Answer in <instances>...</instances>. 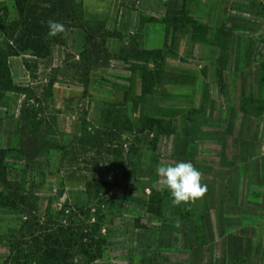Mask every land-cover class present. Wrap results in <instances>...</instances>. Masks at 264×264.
<instances>
[{
	"label": "rangeland",
	"instance_id": "374dc122",
	"mask_svg": "<svg viewBox=\"0 0 264 264\" xmlns=\"http://www.w3.org/2000/svg\"><path fill=\"white\" fill-rule=\"evenodd\" d=\"M57 18L47 55L8 58L0 264L97 219L101 256L74 264H264V0H73ZM180 161L206 192L176 205L156 169Z\"/></svg>",
	"mask_w": 264,
	"mask_h": 264
},
{
	"label": "trees",
	"instance_id": "16d2710c",
	"mask_svg": "<svg viewBox=\"0 0 264 264\" xmlns=\"http://www.w3.org/2000/svg\"><path fill=\"white\" fill-rule=\"evenodd\" d=\"M18 20L6 23L0 20V31L4 42L0 47V96L17 89L13 84L8 58L29 52L35 57L48 54L49 20L60 22V15L67 14L73 7V0H13ZM8 149H0V182L6 183L5 156ZM0 205L15 207V199L0 192ZM85 222V221H84ZM69 223L53 231L34 237L31 250H17L12 258L15 264H74V257L82 254L90 263L101 256L106 239L97 233V221L87 224Z\"/></svg>",
	"mask_w": 264,
	"mask_h": 264
},
{
	"label": "clouds",
	"instance_id": "9594fccd",
	"mask_svg": "<svg viewBox=\"0 0 264 264\" xmlns=\"http://www.w3.org/2000/svg\"><path fill=\"white\" fill-rule=\"evenodd\" d=\"M47 26L49 37H55L65 30L63 24L54 20H49ZM156 173L176 205L195 202L206 192V186L201 183V173L191 161H180L175 165H160Z\"/></svg>",
	"mask_w": 264,
	"mask_h": 264
},
{
	"label": "crops",
	"instance_id": "0c3cea01",
	"mask_svg": "<svg viewBox=\"0 0 264 264\" xmlns=\"http://www.w3.org/2000/svg\"><path fill=\"white\" fill-rule=\"evenodd\" d=\"M113 40V38H108V41L107 42H111ZM112 44V42H111Z\"/></svg>",
	"mask_w": 264,
	"mask_h": 264
}]
</instances>
